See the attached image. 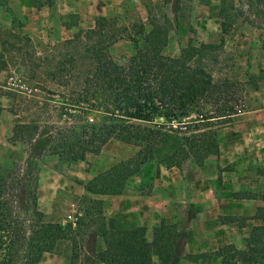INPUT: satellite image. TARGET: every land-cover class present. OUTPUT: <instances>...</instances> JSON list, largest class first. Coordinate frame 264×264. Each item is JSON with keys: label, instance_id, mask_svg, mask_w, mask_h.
<instances>
[{"label": "trees", "instance_id": "obj_1", "mask_svg": "<svg viewBox=\"0 0 264 264\" xmlns=\"http://www.w3.org/2000/svg\"><path fill=\"white\" fill-rule=\"evenodd\" d=\"M33 3L36 8L51 5L49 0ZM178 5L179 0H174V10ZM236 5L245 6L246 20L252 17L264 24V0H221L215 7L220 32L228 31L233 24L231 12ZM151 7L152 3L145 6L147 31L140 20L120 25L115 17L97 16L84 39L76 42L79 47L75 64H80L76 99L61 102V125L47 124L38 116L28 122H14L7 141L12 145L23 143L26 157L21 165L13 163L0 175V264H38L43 253H53L64 240L70 243L67 264H152L153 250L167 256L164 264H178L190 230L163 222L152 228L150 241L145 238V228L138 226L124 235L102 238L100 251L92 250V258L85 263L76 262L84 237H96L104 230L100 196L120 195L126 182L145 164L164 163L172 156L178 165L188 159L200 162L207 156H217V130L230 126L241 112L232 90L235 83L227 79L214 82L202 67L207 55L221 50V37L217 44L194 47L191 53L197 65L187 71L179 58L162 53L167 33L150 15ZM121 40L131 44L133 53L123 63H115L109 48ZM65 63L67 66L58 59L49 74L58 86H67L71 80L73 60ZM5 66L0 52V72ZM7 94L0 84V98ZM191 115L194 118L186 120ZM111 139L136 151L88 181L77 182L83 195L76 200L81 217L75 227L43 221L35 193L39 160L57 156L66 162L84 161L86 155L98 154ZM217 220L220 224L263 222L250 227L247 250L232 244L216 250L220 264H264V207L251 217ZM186 259L194 261L195 256Z\"/></svg>", "mask_w": 264, "mask_h": 264}, {"label": "rangeland", "instance_id": "obj_2", "mask_svg": "<svg viewBox=\"0 0 264 264\" xmlns=\"http://www.w3.org/2000/svg\"><path fill=\"white\" fill-rule=\"evenodd\" d=\"M49 1V7L40 8L34 6L33 0L0 3V52L6 64L5 70L0 72V84L8 93L0 98L3 108L0 112V175L5 174L13 163L21 165L26 157L23 143L12 145L7 141L16 120L28 122L38 116L47 124L63 123L61 102L76 99V77L80 71V64H75L79 47L76 42L84 39L85 31L93 27L94 19L97 16L115 17L120 25L140 20L147 31L145 6L149 3L153 5L150 15L163 25L167 33V44L162 53L179 58L187 71L197 65L192 49L201 43L217 44L221 37V50L207 55L202 67L214 82L227 79L235 83L232 90L241 110L237 116L245 113L256 117V121L264 119V24L252 17L246 20L245 6L236 5V10L231 12L235 17L233 24L228 31L220 32L215 7L221 0H179L175 10L174 0ZM132 53L131 44L122 40L109 48V56L115 63H123ZM70 58L71 62L73 60L71 80L67 86H58L49 74L58 59L67 66L65 61ZM9 77L13 78L12 83L8 82ZM237 116L227 127L234 124ZM193 118L191 115L186 120ZM247 149L250 146L241 155L244 161L250 163L252 158L258 159L259 156L260 162L264 163L261 152L256 155V150L250 153ZM135 151V147L111 139L98 154H88L84 161L66 162L57 156H43L38 162L35 190L36 207L43 215L41 219L61 224L67 214L78 212L76 200L83 192L80 194L81 187L77 182L88 181L94 174L128 158ZM205 160L194 162L188 159L179 165L189 161L201 166ZM164 163L177 164V159L172 156ZM248 178L246 181L252 183ZM261 188H264V180L253 188L245 184L243 189L257 194ZM103 231L96 237H84L77 252V263H85L92 258V250L98 252L103 248ZM69 256L70 243L64 240L58 243L53 253H43L38 264H67Z\"/></svg>", "mask_w": 264, "mask_h": 264}, {"label": "crops", "instance_id": "obj_3", "mask_svg": "<svg viewBox=\"0 0 264 264\" xmlns=\"http://www.w3.org/2000/svg\"><path fill=\"white\" fill-rule=\"evenodd\" d=\"M237 117L231 127L217 130L218 155L207 156L203 165L195 166L189 161L181 165L148 163L126 182L120 195L100 196L104 236H121L140 226L150 241L152 228L159 222L185 227L190 237L182 245L178 264H220L214 252L228 244L247 250L250 227L263 222L220 224L217 220L226 216L251 217L264 207V188L257 194L243 189L245 184L253 188L264 180V163L259 156L250 163L241 157L248 146V152L256 150V155H264V119L256 121V117L245 113ZM188 255L195 256V260L186 259ZM151 261L164 264L167 256L153 250Z\"/></svg>", "mask_w": 264, "mask_h": 264}, {"label": "built area", "instance_id": "obj_4", "mask_svg": "<svg viewBox=\"0 0 264 264\" xmlns=\"http://www.w3.org/2000/svg\"><path fill=\"white\" fill-rule=\"evenodd\" d=\"M8 82L9 83H12L13 82V78L12 77H9L8 78ZM7 82V83H8ZM80 217V213L79 212H76V211H73L72 214H67L64 218V220L62 221V225L68 223L70 224V226L73 228L75 227V223H76V220Z\"/></svg>", "mask_w": 264, "mask_h": 264}]
</instances>
